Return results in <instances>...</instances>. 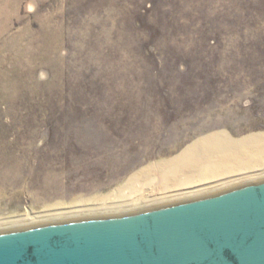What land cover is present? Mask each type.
Segmentation results:
<instances>
[{"label": "rangeland", "instance_id": "1", "mask_svg": "<svg viewBox=\"0 0 264 264\" xmlns=\"http://www.w3.org/2000/svg\"><path fill=\"white\" fill-rule=\"evenodd\" d=\"M263 144L264 0H0V221Z\"/></svg>", "mask_w": 264, "mask_h": 264}, {"label": "water", "instance_id": "2", "mask_svg": "<svg viewBox=\"0 0 264 264\" xmlns=\"http://www.w3.org/2000/svg\"><path fill=\"white\" fill-rule=\"evenodd\" d=\"M0 264H264V179L152 208L1 230Z\"/></svg>", "mask_w": 264, "mask_h": 264}, {"label": "bare ground", "instance_id": "3", "mask_svg": "<svg viewBox=\"0 0 264 264\" xmlns=\"http://www.w3.org/2000/svg\"><path fill=\"white\" fill-rule=\"evenodd\" d=\"M264 177V144L253 152H240L225 157L218 162H206L196 169L187 170V162L178 160L151 173L148 169L131 177L118 191L108 194L106 198H93L76 204L69 210L52 209L53 212L41 216H25L22 219L2 220L0 228H11L37 223L45 217L63 218L77 216H94L152 208L182 200L197 198L220 192L231 187L257 181ZM244 181V183H243ZM254 182V181H251ZM127 190V191H126ZM123 191H126L122 194ZM106 196V195H105ZM178 200V201H177ZM94 201L95 204L85 205ZM93 203V202H91Z\"/></svg>", "mask_w": 264, "mask_h": 264}]
</instances>
